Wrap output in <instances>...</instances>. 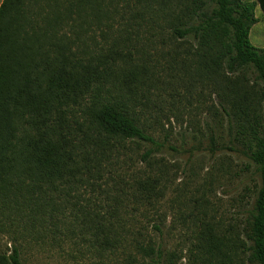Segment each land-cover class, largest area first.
<instances>
[{
  "label": "trees",
  "instance_id": "16d2710c",
  "mask_svg": "<svg viewBox=\"0 0 264 264\" xmlns=\"http://www.w3.org/2000/svg\"><path fill=\"white\" fill-rule=\"evenodd\" d=\"M124 1L132 18L123 17L122 44L95 37L111 28L119 0L2 3L0 237L13 244L9 253L0 247V264H24L28 240L59 245L72 225L102 258L133 249L148 264H165L162 244L122 233L129 208L152 206L162 179L131 173L128 152L146 145L139 163L147 165L163 153L166 141L142 121L166 95L163 85L181 94L179 87L188 84L191 93L209 83L217 102L206 122L209 151L219 148L216 127L227 125L229 149L251 161L261 184L243 227L246 242L228 246L211 236L200 247L207 264H264V49L250 40L264 0ZM162 20L172 45L155 58L135 38ZM184 42L190 46L182 50Z\"/></svg>",
  "mask_w": 264,
  "mask_h": 264
},
{
  "label": "rangeland",
  "instance_id": "374dc122",
  "mask_svg": "<svg viewBox=\"0 0 264 264\" xmlns=\"http://www.w3.org/2000/svg\"><path fill=\"white\" fill-rule=\"evenodd\" d=\"M119 3L117 11L111 14V28L102 26V38L100 31L96 32L95 37L102 44L107 40L122 44L128 36L123 30V17H132L127 8L123 9L125 1L119 0ZM132 3L137 4V1L132 0ZM168 8L169 4L166 12ZM256 18L258 22L252 27L250 40L256 48L264 49V14L260 8L256 10ZM169 35L168 23L162 20L158 26L142 29L135 40L147 47L153 57L159 58L171 48ZM162 41L165 46H161ZM189 46L184 42L182 50ZM254 78V75L248 77L251 81ZM185 86L179 87L181 94H177L176 85H163L166 95L157 100L156 106L151 105L153 116L148 114L147 122L142 118L151 135L166 141L163 153L156 155L151 165L140 164V157L148 147L143 144L130 146L128 155L132 161L128 159L126 166L129 171L135 173L141 169L154 176L161 173L162 179L152 206L129 208L122 233L129 239H152L156 246L162 244L165 264H207L200 246L205 245L208 237L228 246L246 242L243 227L261 180L256 167L238 147L235 151L229 149L234 145L231 146L232 136L227 125L216 127L221 137L219 148L214 153L209 151L206 122H211L212 112L217 110L215 91L210 83L206 87L197 84L192 94ZM214 125L217 126L215 121ZM74 227L63 228V241L59 245L48 240L42 243L28 240L22 251L24 264H148L149 260L133 249L119 250L102 258V252L85 242L87 239L79 228L75 233L70 232ZM12 244L10 236L0 237L2 250L9 253ZM240 250H236L239 256L234 261L244 257Z\"/></svg>",
  "mask_w": 264,
  "mask_h": 264
},
{
  "label": "crops",
  "instance_id": "0c3cea01",
  "mask_svg": "<svg viewBox=\"0 0 264 264\" xmlns=\"http://www.w3.org/2000/svg\"><path fill=\"white\" fill-rule=\"evenodd\" d=\"M3 1H4V0H0V8H1V6H2ZM258 8H259V7H258ZM258 8H257V9H258ZM257 9H256V10H257ZM260 10H261V9H260Z\"/></svg>",
  "mask_w": 264,
  "mask_h": 264
}]
</instances>
